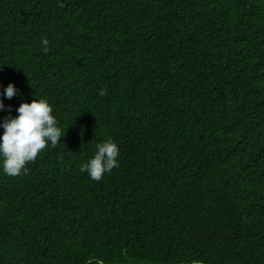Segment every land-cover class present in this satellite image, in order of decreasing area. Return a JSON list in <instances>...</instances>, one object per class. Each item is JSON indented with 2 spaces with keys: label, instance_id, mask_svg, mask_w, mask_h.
<instances>
[{
  "label": "trees",
  "instance_id": "1",
  "mask_svg": "<svg viewBox=\"0 0 264 264\" xmlns=\"http://www.w3.org/2000/svg\"><path fill=\"white\" fill-rule=\"evenodd\" d=\"M10 82L66 132L0 171V264H264V0H0Z\"/></svg>",
  "mask_w": 264,
  "mask_h": 264
},
{
  "label": "clouds",
  "instance_id": "2",
  "mask_svg": "<svg viewBox=\"0 0 264 264\" xmlns=\"http://www.w3.org/2000/svg\"><path fill=\"white\" fill-rule=\"evenodd\" d=\"M51 41L47 37L41 40L42 51L49 53ZM18 90L13 83H8L0 96L11 99ZM99 94H107L105 89ZM6 105L0 99V111ZM9 115L0 117V171L8 176H19L26 171V165L33 162L45 148L55 147L61 143L66 130L60 127L53 114V106L47 98H34L29 102H21L11 115V106H7ZM94 155L82 162L80 171L87 173L93 181H100L105 174H110L120 166V148L111 137L96 144Z\"/></svg>",
  "mask_w": 264,
  "mask_h": 264
}]
</instances>
